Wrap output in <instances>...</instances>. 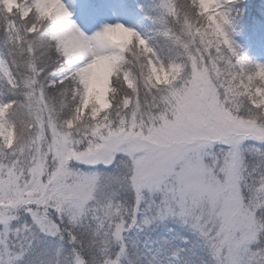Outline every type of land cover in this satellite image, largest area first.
Returning a JSON list of instances; mask_svg holds the SVG:
<instances>
[{
    "label": "snow or ice",
    "instance_id": "1",
    "mask_svg": "<svg viewBox=\"0 0 264 264\" xmlns=\"http://www.w3.org/2000/svg\"><path fill=\"white\" fill-rule=\"evenodd\" d=\"M232 2L161 0L150 19L179 48L165 66L124 24L89 37L64 0H0V244L32 237L8 264L41 233L82 244L79 228L123 252L138 213L186 227L201 264H264V66L245 63L225 30ZM109 34L119 51L86 61L89 41ZM21 209L31 223L13 228ZM73 264H88L75 247Z\"/></svg>",
    "mask_w": 264,
    "mask_h": 264
},
{
    "label": "trees",
    "instance_id": "2",
    "mask_svg": "<svg viewBox=\"0 0 264 264\" xmlns=\"http://www.w3.org/2000/svg\"><path fill=\"white\" fill-rule=\"evenodd\" d=\"M116 2L120 14L128 21L132 28L139 29L145 34L148 45L155 49L162 63L167 66L170 63L176 62L179 52L178 46L173 40L160 34L158 32L159 23L150 19L157 17V5L161 0H116ZM177 2L185 3V0H177ZM226 10L232 14L233 24L237 27L247 26L248 28L256 30L264 25V0H234ZM169 27H172V25L170 24ZM178 30L177 27L176 31ZM241 53H244L246 57L241 55L252 63L253 58L250 49L241 51ZM3 91L7 94L6 90ZM249 159L250 162H255L251 158ZM73 166L80 167V169L84 170L81 165L75 162H73ZM102 169L104 172L111 171V168L105 169L102 167ZM111 191L112 189L103 190L104 195H109ZM118 192L119 195L117 198L126 201L127 205L131 207L133 205L131 202L133 196L132 191L118 189ZM17 215L19 219L12 221L13 228L18 224H22L25 220L31 223V217L24 213L22 209L19 210ZM77 232L82 240V244L78 245L69 243L67 235H65L63 241H60L59 237L44 238L41 233L40 235L44 239V243L36 246V242L32 241L33 248L24 255L22 260L17 261L16 264H73L74 247L88 261V264H103L106 257H110L112 260L116 259L117 253L121 251L119 242L109 237L108 243L105 244L100 238L92 235V229L79 228ZM186 232H188L191 238L186 248L189 254L188 257L199 256L207 260L208 257L201 251V247L196 241V238L191 232ZM25 237L27 240H32V237L27 233H22L19 237L9 233L8 248L11 249V252H5V256L8 258L14 256L16 252L21 250V246L27 248ZM122 254H120L119 259L122 260L123 264H145L136 254V251L128 245H125V250Z\"/></svg>",
    "mask_w": 264,
    "mask_h": 264
},
{
    "label": "rangeland",
    "instance_id": "3",
    "mask_svg": "<svg viewBox=\"0 0 264 264\" xmlns=\"http://www.w3.org/2000/svg\"><path fill=\"white\" fill-rule=\"evenodd\" d=\"M81 2L82 0H64L66 5L74 8L75 13L72 19L87 35H92L95 32L101 31L107 24L121 23L126 27L132 28L128 21L120 14L116 0H98L100 7L87 16L83 15L80 11ZM222 11L227 10L222 9ZM227 15L228 23L225 30L230 39L238 46V52L242 60L251 68L255 67L256 69L260 66H264V25L256 30L248 28L247 26L237 27L233 24L232 14L227 11ZM134 30L139 33L142 38L146 39L145 34L139 29ZM152 49L162 63L155 49L153 47ZM246 49L251 50L253 58L252 63L245 58V52L241 53V51H246ZM78 165H81L84 171H103L102 165H97L94 169H90L82 164ZM132 195L131 202L134 205L135 194L133 193ZM140 207L143 210L145 205L141 204ZM150 215L151 214H149V216ZM140 218V214L138 213V226H133L131 230L124 232L123 243L134 249L145 264H201L202 257H188L189 254L186 248L191 238L188 232H186L189 231L186 227L172 220H165L163 222L154 221L149 225H143L139 223ZM129 223H131V221H129ZM141 228L143 230H141ZM185 238L187 242H185ZM5 252L4 246L0 244V264H8L10 260V258L5 256ZM117 254H119V256L120 254L123 255L121 251ZM120 264H123L121 259Z\"/></svg>",
    "mask_w": 264,
    "mask_h": 264
},
{
    "label": "clouds",
    "instance_id": "4",
    "mask_svg": "<svg viewBox=\"0 0 264 264\" xmlns=\"http://www.w3.org/2000/svg\"><path fill=\"white\" fill-rule=\"evenodd\" d=\"M101 31L95 32L94 34L88 36L95 37V34ZM117 39L118 38L114 34H109L108 36H100L91 39L89 41L90 51L86 56L85 60L87 61L95 57H103L118 52L119 49L115 43Z\"/></svg>",
    "mask_w": 264,
    "mask_h": 264
}]
</instances>
